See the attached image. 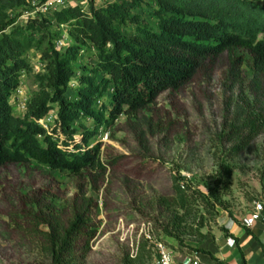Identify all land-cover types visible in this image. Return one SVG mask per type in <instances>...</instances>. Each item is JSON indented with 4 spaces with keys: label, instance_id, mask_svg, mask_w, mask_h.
Masks as SVG:
<instances>
[{
    "label": "trees",
    "instance_id": "16d2710c",
    "mask_svg": "<svg viewBox=\"0 0 264 264\" xmlns=\"http://www.w3.org/2000/svg\"><path fill=\"white\" fill-rule=\"evenodd\" d=\"M49 1L0 0V172L35 166L77 178L104 175L97 137L121 116L189 87L223 56L238 69V50L248 51L255 75L264 76V4L257 0H122L104 7L90 0L88 10L62 7L50 16L29 18L27 26L11 19ZM64 29L72 45L61 50L57 42ZM33 50L44 70L20 117L15 95L31 70ZM84 53L94 64L81 63ZM255 120L245 125L250 134L244 146L257 133ZM174 189L183 199L178 179ZM50 195L31 201L23 212L31 220L29 233L40 240L45 264H73L79 253L89 251L97 232L96 204L76 196L58 205ZM201 253L217 261L208 251Z\"/></svg>",
    "mask_w": 264,
    "mask_h": 264
},
{
    "label": "rangeland",
    "instance_id": "374dc122",
    "mask_svg": "<svg viewBox=\"0 0 264 264\" xmlns=\"http://www.w3.org/2000/svg\"><path fill=\"white\" fill-rule=\"evenodd\" d=\"M121 1L95 0L103 7ZM89 2L65 0L63 7L88 10ZM18 16L11 15L16 26H27L32 18ZM64 38L61 50L72 45L65 29ZM236 56L242 59L238 69L223 56L189 87L164 93L148 108L101 130L104 175L77 178L35 166L3 169L0 264H45L40 240L29 233L31 220L23 212L46 192L58 205L76 196L96 204L97 232L89 251L79 253L73 264H155L159 244L172 252L176 264L196 254L202 261V250L230 237L229 226L250 230L243 220L264 201V76L255 75L248 51L238 50ZM28 58L31 70L15 95L20 117L44 70L37 51ZM89 60L90 54L81 55L82 64H94ZM252 119L257 133L244 146L250 134L245 125ZM177 179L186 192L183 199L175 194Z\"/></svg>",
    "mask_w": 264,
    "mask_h": 264
},
{
    "label": "crops",
    "instance_id": "0c3cea01",
    "mask_svg": "<svg viewBox=\"0 0 264 264\" xmlns=\"http://www.w3.org/2000/svg\"><path fill=\"white\" fill-rule=\"evenodd\" d=\"M230 237L228 239L220 238L219 243L213 248L204 249L213 256L202 254L200 258L187 257L183 264L190 259L189 264H264V223H257L249 231L253 236H250L245 229L235 225L229 226ZM236 238L238 241H235ZM231 241L235 242L234 247H231Z\"/></svg>",
    "mask_w": 264,
    "mask_h": 264
},
{
    "label": "built area",
    "instance_id": "2783aa9c",
    "mask_svg": "<svg viewBox=\"0 0 264 264\" xmlns=\"http://www.w3.org/2000/svg\"><path fill=\"white\" fill-rule=\"evenodd\" d=\"M65 5V0H51L46 4L34 3V11L32 13H27L31 17L47 12H55ZM66 39L63 37L57 42V47L61 48L65 46ZM17 93V92H16ZM27 101L25 102V104ZM24 109V106H23ZM257 223H264V201L256 202L254 204L253 210L249 215L243 220V225L245 228L252 229ZM235 242L231 241V247H234ZM157 259L155 264H176L175 258L171 251L165 248L162 244L157 245L156 248ZM198 258L197 254L195 256Z\"/></svg>",
    "mask_w": 264,
    "mask_h": 264
},
{
    "label": "water",
    "instance_id": "95a60500",
    "mask_svg": "<svg viewBox=\"0 0 264 264\" xmlns=\"http://www.w3.org/2000/svg\"><path fill=\"white\" fill-rule=\"evenodd\" d=\"M190 263V259H188L187 261H186V264H189Z\"/></svg>",
    "mask_w": 264,
    "mask_h": 264
}]
</instances>
